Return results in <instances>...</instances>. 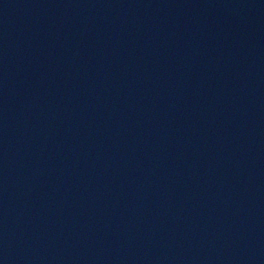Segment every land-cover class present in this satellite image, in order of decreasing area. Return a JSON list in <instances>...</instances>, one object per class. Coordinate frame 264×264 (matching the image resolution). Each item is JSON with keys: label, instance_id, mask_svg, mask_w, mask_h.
Here are the masks:
<instances>
[{"label": "water", "instance_id": "1", "mask_svg": "<svg viewBox=\"0 0 264 264\" xmlns=\"http://www.w3.org/2000/svg\"><path fill=\"white\" fill-rule=\"evenodd\" d=\"M0 264H264V0H0Z\"/></svg>", "mask_w": 264, "mask_h": 264}]
</instances>
